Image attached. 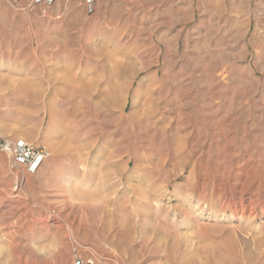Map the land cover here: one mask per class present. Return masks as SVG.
<instances>
[{
    "label": "rangeland",
    "instance_id": "obj_1",
    "mask_svg": "<svg viewBox=\"0 0 264 264\" xmlns=\"http://www.w3.org/2000/svg\"><path fill=\"white\" fill-rule=\"evenodd\" d=\"M0 0V264H264V0ZM114 98V99H113Z\"/></svg>",
    "mask_w": 264,
    "mask_h": 264
},
{
    "label": "built area",
    "instance_id": "obj_2",
    "mask_svg": "<svg viewBox=\"0 0 264 264\" xmlns=\"http://www.w3.org/2000/svg\"><path fill=\"white\" fill-rule=\"evenodd\" d=\"M10 4L20 5L21 0H7ZM86 7L87 12H92L97 0H81ZM55 0H31L30 5L50 6ZM6 156L10 162L11 174L15 177V185L18 188L21 182H24L23 173H35L49 152L41 146L34 145L21 137L0 136V156ZM21 186V185H20ZM19 186V187H20ZM96 259L92 257H83L75 255L72 264H95ZM115 264H118L115 262Z\"/></svg>",
    "mask_w": 264,
    "mask_h": 264
},
{
    "label": "bare ground",
    "instance_id": "obj_3",
    "mask_svg": "<svg viewBox=\"0 0 264 264\" xmlns=\"http://www.w3.org/2000/svg\"><path fill=\"white\" fill-rule=\"evenodd\" d=\"M114 99V98H113Z\"/></svg>",
    "mask_w": 264,
    "mask_h": 264
}]
</instances>
